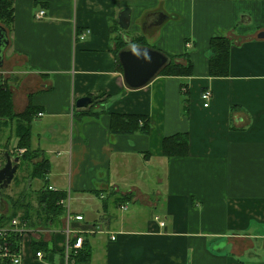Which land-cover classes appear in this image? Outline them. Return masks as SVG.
Masks as SVG:
<instances>
[{"label": "crops", "instance_id": "obj_1", "mask_svg": "<svg viewBox=\"0 0 264 264\" xmlns=\"http://www.w3.org/2000/svg\"><path fill=\"white\" fill-rule=\"evenodd\" d=\"M13 1L0 84L17 114L40 110L31 147L49 162L45 186L80 196L81 208L70 211L85 221L71 227L103 230L84 235L88 262H68L65 245L74 236L66 234L67 219L47 225L35 213L32 239L47 247L38 259L25 238L23 264H264V0ZM126 9L131 25L123 31L118 20ZM41 11L46 16L37 20ZM85 30L82 42L76 34ZM140 37L141 48L183 66L191 61L192 75L160 72L129 89L118 40L131 50ZM216 38L231 44L225 77L210 75ZM207 89L213 99L205 109ZM84 97L93 104L78 109ZM116 116L145 117L150 129L113 133L126 129ZM16 124L0 119V168L6 154L19 156ZM178 134L188 135L189 154L166 158L163 141ZM25 178L16 193L0 197L1 213L29 185L35 193L43 188ZM153 183L159 188L151 202ZM124 196H131L128 214L113 215L111 199L120 209ZM31 202L37 205L36 195ZM138 203L158 206L162 217L156 210L140 220Z\"/></svg>", "mask_w": 264, "mask_h": 264}, {"label": "trees", "instance_id": "obj_2", "mask_svg": "<svg viewBox=\"0 0 264 264\" xmlns=\"http://www.w3.org/2000/svg\"><path fill=\"white\" fill-rule=\"evenodd\" d=\"M13 0H0V25L4 28L10 29L14 20V6ZM135 45L139 47H146L143 38H136ZM126 46L121 40H118L117 56L125 50ZM211 52L213 57L210 60V75L212 77H225L229 70V57L231 52V44L224 38H216L211 42ZM118 68L122 71V66L118 60ZM193 73V65L188 61L186 66L177 64L176 60L170 59V63L161 71V75L167 77H189ZM40 111L29 107L25 112L17 114L12 99V93L3 85L0 84V119L16 121V137L18 139L16 149L18 151L25 150L26 152L17 156L20 158L18 169L23 168L30 171L28 180H43L46 182L47 176L50 173V165L48 160L44 157L42 152L32 150V124L33 117ZM125 124V130L113 129V133L133 134L137 130L146 131L150 129V125L145 117L142 116H116ZM142 127V128H141ZM163 153L166 158H184L189 154V138L187 134H178L167 137L163 141ZM4 166V165H3ZM23 180L17 176L14 179L16 186H20ZM4 192H0V197ZM36 195L37 205L34 206L31 198ZM68 197V194L63 192H52L44 186L36 193L31 189V186L25 188L17 198H10L7 202L9 211L7 213L0 212V229L7 228L9 224L17 218L22 222H26L30 227L34 225V215L37 213L39 220L42 223L59 224L62 217H65L66 211L64 207L60 206L59 202ZM131 196H124L117 200L119 203H127ZM8 240L12 244V250L16 251L20 247L21 239L16 234L8 236ZM31 247L34 253L46 251L47 244H42L32 240ZM90 257V249L84 250L76 256L75 260L78 262H88ZM0 264H11L9 260L0 261Z\"/></svg>", "mask_w": 264, "mask_h": 264}, {"label": "water", "instance_id": "obj_3", "mask_svg": "<svg viewBox=\"0 0 264 264\" xmlns=\"http://www.w3.org/2000/svg\"><path fill=\"white\" fill-rule=\"evenodd\" d=\"M119 27L127 31L131 25V10H124L119 16ZM163 20L157 21L159 26ZM264 37L261 36V38ZM9 46L7 29L0 25V69L4 66L5 51ZM122 66L125 84L129 89L138 90L147 86L160 72L170 63L169 58L159 51L149 48H134L123 50L118 54ZM94 99L84 97L77 101L78 109H87L93 104ZM20 158H13L10 154L5 155V165L0 168V191L9 189L18 172ZM6 205L0 204V211H4Z\"/></svg>", "mask_w": 264, "mask_h": 264}, {"label": "built area", "instance_id": "obj_4", "mask_svg": "<svg viewBox=\"0 0 264 264\" xmlns=\"http://www.w3.org/2000/svg\"><path fill=\"white\" fill-rule=\"evenodd\" d=\"M46 16L45 11H41L37 16V20H42ZM90 35V30H85L81 32L80 34H76L77 39L84 42ZM213 99V93L210 89L204 90L201 94V101L203 103V106L205 109H208L210 107V104ZM43 114H38V117H42ZM26 151L20 150L19 156L23 155ZM49 191L56 192L57 190L53 187H48ZM68 194V193H67ZM60 206L64 207L66 214L65 218L67 219V231L66 234L72 238V241H68V243L65 245V255H66V261L75 260L76 256H78L83 250L85 245V234H91L99 231H103L100 227L93 226L90 229L84 230V229H74L71 227L72 222H84L85 219L81 215H75L70 211L71 206V198L68 197L64 200H61L59 202ZM120 209L122 211L128 210V205L123 204L120 206ZM160 218L157 217L156 221H159ZM161 227L165 226V223L163 221L160 222ZM11 234H16L21 239V244L18 250L13 251L12 250V244L8 240V236ZM34 235V230L27 224L26 222H22L20 218L14 219L7 228L0 229V261L3 260H9L11 264H23V253H22V246L23 241L25 238H27L32 243V238ZM112 240L115 241L116 237H112ZM36 257L38 259H44L43 253L40 251L36 253Z\"/></svg>", "mask_w": 264, "mask_h": 264}, {"label": "rangeland", "instance_id": "obj_5", "mask_svg": "<svg viewBox=\"0 0 264 264\" xmlns=\"http://www.w3.org/2000/svg\"><path fill=\"white\" fill-rule=\"evenodd\" d=\"M3 162V161H2ZM4 163V162H3ZM5 165V164H4ZM29 174H30V171H26V170H24L23 168H20L19 169V171L17 172V177L20 179V180H23V182L24 183H27L26 181H24V180H26V178H25V176L27 177V179H28V177H29ZM147 177H151V176H147ZM14 186V187H13ZM13 186L12 187H9V189H5V190H3V192H4V194H5V191L7 192L8 190H13V191H11V192H9V193H13V192H17L18 191V188H16V184H13ZM45 186V183H44V181L42 180H35L34 181V185L32 186V188H36L37 190H39V189H41L42 187H44ZM154 189H153V191L149 194V197L151 198V202H154V200L156 199L155 198V196L153 195V192L154 191H157L158 190V188H159V184H156V183H153L152 185H151ZM13 188V189H12ZM33 190V189H32ZM15 192V193H16ZM143 193L145 192V190H143L142 191ZM8 193V194H9ZM14 194V193H13ZM74 196H73V199L71 200V208H72V210L73 211H75L76 209H80L81 207L79 206V204H80V201H79V199L78 198H80V196H77V195H75V194H73ZM8 197H6V199H7ZM116 198V197H115ZM115 198H113V199H111L112 200V202H111V204H110V208H111V212H112V214L113 215H121V214H128L127 212H128V210L126 211V212H124V211H122L121 209H118L116 206V204H113V201L115 200ZM31 200H33V198L31 199ZM136 206V208H137V206H138V208L140 209V212H139V217H140V220L141 219H144L145 217L146 218H148L149 216L151 217L152 216V212L153 211H156V210H158V206L157 207H152V206H145V205H142L141 203H138L137 205H135ZM134 205H132V204H130V210H131V208L133 209L134 207H135ZM118 209V210H117ZM135 209V208H134ZM160 210H158V212H156L155 213V216L157 215V216H160V217H162V215H161V213L159 212Z\"/></svg>", "mask_w": 264, "mask_h": 264}, {"label": "flooded vegetation", "instance_id": "obj_6", "mask_svg": "<svg viewBox=\"0 0 264 264\" xmlns=\"http://www.w3.org/2000/svg\"><path fill=\"white\" fill-rule=\"evenodd\" d=\"M15 177H16V176H15ZM14 179H15V178H14ZM13 182H14V181H13ZM13 182H12V183H13ZM2 191H3V190H2ZM0 192H1V191H0Z\"/></svg>", "mask_w": 264, "mask_h": 264}]
</instances>
